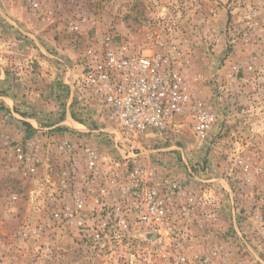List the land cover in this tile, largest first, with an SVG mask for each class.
<instances>
[{
    "label": "rangeland",
    "instance_id": "1",
    "mask_svg": "<svg viewBox=\"0 0 264 264\" xmlns=\"http://www.w3.org/2000/svg\"><path fill=\"white\" fill-rule=\"evenodd\" d=\"M104 36L182 77L214 116L204 140L187 119L104 130L77 81ZM124 155L152 170L165 225L129 211ZM0 264H264V0H0Z\"/></svg>",
    "mask_w": 264,
    "mask_h": 264
},
{
    "label": "built area",
    "instance_id": "2",
    "mask_svg": "<svg viewBox=\"0 0 264 264\" xmlns=\"http://www.w3.org/2000/svg\"><path fill=\"white\" fill-rule=\"evenodd\" d=\"M77 30L76 24L70 23ZM84 65L77 77L79 85L89 96L101 103L105 113L107 132L117 137H136L146 133L179 134L187 119L199 140H204L213 125L214 116L203 103L193 100L182 77L164 68L161 57L135 52L128 44H115L104 36L84 54ZM62 153L74 156V146L61 144ZM85 166L96 173L98 155L93 148H83ZM133 160L120 192L129 193L130 207L135 219L149 226H162L172 212L159 196V189L150 185L153 176L137 156H123ZM109 175L115 167L109 168ZM172 184L169 190H175ZM107 197V189H101ZM183 214L187 213L182 209ZM188 215V214H187ZM124 223V222H123Z\"/></svg>",
    "mask_w": 264,
    "mask_h": 264
},
{
    "label": "crops",
    "instance_id": "3",
    "mask_svg": "<svg viewBox=\"0 0 264 264\" xmlns=\"http://www.w3.org/2000/svg\"><path fill=\"white\" fill-rule=\"evenodd\" d=\"M74 124H75V125H77V126H79V124H78V123H76V122H74Z\"/></svg>",
    "mask_w": 264,
    "mask_h": 264
}]
</instances>
